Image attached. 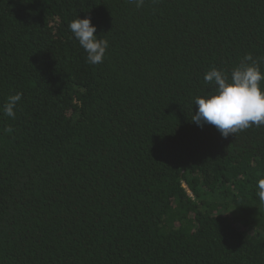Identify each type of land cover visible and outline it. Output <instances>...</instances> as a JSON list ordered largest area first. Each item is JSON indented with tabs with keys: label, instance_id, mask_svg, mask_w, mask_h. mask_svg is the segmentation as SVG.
<instances>
[{
	"label": "trees",
	"instance_id": "1",
	"mask_svg": "<svg viewBox=\"0 0 264 264\" xmlns=\"http://www.w3.org/2000/svg\"><path fill=\"white\" fill-rule=\"evenodd\" d=\"M249 53L264 0H0V264H264V126L191 122Z\"/></svg>",
	"mask_w": 264,
	"mask_h": 264
},
{
	"label": "clouds",
	"instance_id": "2",
	"mask_svg": "<svg viewBox=\"0 0 264 264\" xmlns=\"http://www.w3.org/2000/svg\"><path fill=\"white\" fill-rule=\"evenodd\" d=\"M137 8L143 7L144 0H131ZM70 31L87 53L90 65L104 61L109 42L105 36H97V27L90 18H77L70 22ZM264 57L245 55L230 73L213 67L204 76V81L211 84L214 93L197 96L194 100L195 114L191 122L203 128L213 125L227 138L230 134L252 126H264V71L260 64ZM23 98V93H16L7 98L3 105L5 116L15 119L16 108ZM11 132L12 129H7ZM257 197L264 202V179L257 182Z\"/></svg>",
	"mask_w": 264,
	"mask_h": 264
},
{
	"label": "rangeland",
	"instance_id": "3",
	"mask_svg": "<svg viewBox=\"0 0 264 264\" xmlns=\"http://www.w3.org/2000/svg\"><path fill=\"white\" fill-rule=\"evenodd\" d=\"M189 194L193 197V195L191 194V192L189 191ZM240 229H244L243 231L244 232H247L248 234H252L253 232H252V230L251 229H249V230H247L246 228H244L243 226H242V224L240 225Z\"/></svg>",
	"mask_w": 264,
	"mask_h": 264
}]
</instances>
